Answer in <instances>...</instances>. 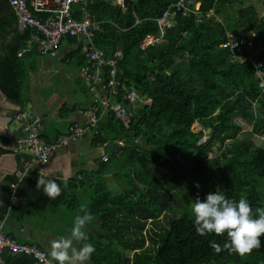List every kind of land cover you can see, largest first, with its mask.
<instances>
[{
  "label": "trees",
  "instance_id": "16d2710c",
  "mask_svg": "<svg viewBox=\"0 0 264 264\" xmlns=\"http://www.w3.org/2000/svg\"><path fill=\"white\" fill-rule=\"evenodd\" d=\"M175 1L131 0L125 7L112 0H91L88 10L100 27L93 45L115 61V102L127 105L125 94L135 90L150 104L132 109L129 128L111 112L102 117L92 142L108 145V160L93 174L78 172L67 188L59 179L46 178L61 186L57 199L36 188L39 175L35 172L0 181V198L4 199L0 223L7 214L18 218L29 213V199L75 210L79 201L74 190L93 188L87 211L100 226L104 221L102 232L90 240L96 249L90 264H264V236L261 247L250 255L241 257L228 250L216 253L210 241L223 248L227 234L198 235L192 212L197 196L206 199L208 193L217 191L237 201L246 198L254 215L256 208L264 207V148L251 138L264 136V88L259 87L256 68L264 58V16H259L255 6L236 11L235 4L243 0H201L196 10L176 13V23L166 30L162 42L142 49L144 37L158 31L156 18ZM210 12L223 17L224 23L212 24L205 18ZM17 21L10 1L0 0V38ZM31 31H16L6 54L0 52V89L18 103L24 101L21 79L27 71L23 58L31 52L22 58L18 53ZM231 37L244 44L231 49L225 45ZM67 40L78 42L81 49L83 41ZM250 41L260 48L259 54L249 55ZM196 122L211 128L203 142L205 130L192 129ZM243 123L250 128L246 130ZM245 133L249 137H239ZM0 141L9 144L7 139ZM3 145L0 156L9 152ZM215 147L219 153L212 158L209 155ZM20 155L27 167L30 156ZM108 174L126 180L128 190L113 195L105 178ZM13 196L21 198L17 208L10 207ZM163 215L167 221L160 226ZM148 222L153 224L145 236ZM0 264L37 263L31 256L5 251Z\"/></svg>",
  "mask_w": 264,
  "mask_h": 264
},
{
  "label": "crops",
  "instance_id": "0c3cea01",
  "mask_svg": "<svg viewBox=\"0 0 264 264\" xmlns=\"http://www.w3.org/2000/svg\"><path fill=\"white\" fill-rule=\"evenodd\" d=\"M24 29L18 21L16 26L6 28L5 35L0 38L2 55L6 54L11 41L17 36L15 32H23ZM78 41H83L80 50H78V42L74 44L67 39L62 41L56 57L38 55L29 47L28 42L19 51L20 58L28 53L26 51L31 52L23 58V65L27 71L26 74H22L21 79L24 101L22 103L11 101L2 95L3 91L0 89V138L7 139L9 143L4 146L0 141V145L9 151L0 156V181L7 176L17 175L22 178L30 172L39 175L40 171H43L46 178L59 179L64 183L66 179L68 183L78 172L95 173L101 163L108 160V145H93L92 134L56 151L44 166L28 168L27 165L25 167V159L15 151L17 145L24 140L27 112H31L40 119L43 139L52 141L59 134L65 133L70 124L84 123L86 115L83 112L89 111L94 97L102 94L90 81L83 79L80 75L85 63L82 52L85 40L78 39ZM57 80L62 84L57 85ZM49 82H55V92H33L37 87L39 88V83L44 86ZM199 126L202 125L199 124ZM111 176L108 174L105 178L108 179ZM74 192L79 199L83 190L79 188ZM20 200V197L13 196L10 207L17 208ZM3 203L4 199L0 198V205ZM27 205L30 206L29 213L18 218L10 214L5 216L0 223L2 231L20 242L35 244L49 253L50 242L58 239L59 236L47 220L53 215L52 211L59 210V207H53L44 201L35 202L33 199H29ZM86 264L90 262L87 261Z\"/></svg>",
  "mask_w": 264,
  "mask_h": 264
},
{
  "label": "built area",
  "instance_id": "2783aa9c",
  "mask_svg": "<svg viewBox=\"0 0 264 264\" xmlns=\"http://www.w3.org/2000/svg\"><path fill=\"white\" fill-rule=\"evenodd\" d=\"M10 5L23 28H30L31 35L28 45L40 56L56 57L57 50L62 41L68 37L86 40L83 48L85 63L80 75L90 81L94 88L102 94L94 97V105L89 111H84L86 121L84 123L70 124L66 132L59 134L52 141H45L42 134L40 119L31 112L26 113L27 127L24 140L20 142L15 151L30 156L28 168L44 166L50 156L56 151L67 147L90 134H96L98 124L102 117L111 112L115 120L125 128H129L133 120L132 109L143 104L144 97H140L135 90L125 94L127 105L112 101L117 95V70L115 61L108 60L102 49L93 45L95 31L99 30V24L93 19L88 10L91 0H9ZM114 4L124 6L126 0H112ZM201 0H176L170 4L161 15L156 18L158 31L148 34L141 42V48L162 42L167 29L176 23V13L179 11L190 12ZM77 5V7H75ZM244 44L242 39L234 40L232 37L225 44L233 50L239 49ZM249 45V43H248ZM232 55V59L234 58ZM264 58L256 63V68L263 81ZM107 68V70H106ZM138 101L142 103H137ZM149 102L145 99L146 105ZM101 108V109H100ZM100 109V110H99ZM16 187L15 184L12 185ZM14 203V201H12ZM10 254H25L35 259L37 264H57L50 254L35 244H27L13 238L2 231L0 224V263L3 252Z\"/></svg>",
  "mask_w": 264,
  "mask_h": 264
},
{
  "label": "clouds",
  "instance_id": "9594fccd",
  "mask_svg": "<svg viewBox=\"0 0 264 264\" xmlns=\"http://www.w3.org/2000/svg\"><path fill=\"white\" fill-rule=\"evenodd\" d=\"M259 87L264 88V81ZM196 186L199 188V184ZM64 187L67 188L66 179ZM36 188L43 189V192L52 200L62 194L61 186L55 180L46 179L43 171L39 173ZM80 211L83 214L75 216L70 236L60 237L50 242L49 254L57 264H86L96 251L91 243H83L80 248L74 246V241L88 240L84 229L94 219L85 205H81ZM192 212L198 235L207 236L214 233L217 236H223L227 234L228 242L224 243L223 248L220 244L210 241V247L216 253L228 250L243 257L261 247V237L264 236V207L256 208L254 215L253 208L246 198L241 197L237 201L217 191L208 193L206 199L197 196L192 205Z\"/></svg>",
  "mask_w": 264,
  "mask_h": 264
},
{
  "label": "rangeland",
  "instance_id": "374dc122",
  "mask_svg": "<svg viewBox=\"0 0 264 264\" xmlns=\"http://www.w3.org/2000/svg\"><path fill=\"white\" fill-rule=\"evenodd\" d=\"M198 4H199V2L194 6L193 9L196 10L198 7ZM247 6H255L259 12V16H264V5L261 2V0H243V3L237 2L235 4L234 8L237 11V9L245 8ZM205 18L209 19L211 21V23L215 24V25L218 23H224V18L216 15L214 12H210L209 14H207L205 16ZM228 35L232 36V33L229 32ZM85 42H86V40H85ZM248 50L250 52V54H249L250 56H252L253 54L256 55L255 53H258V54L260 53V48L255 47L251 41L249 42ZM82 52H83V49H82ZM56 83H57V85L62 84V82H60L59 80H57ZM54 86H55V82H49L48 84H46L44 86H42L41 83H39V88L37 87L36 90L33 92H55L56 88ZM59 92H62V91L59 90ZM145 99H143V104H145L144 103ZM112 101H115L114 98L112 99ZM137 103H142V102L138 101ZM147 104H150V101L147 102ZM243 125H244L246 130H248L250 128V126L246 125L245 123H243ZM192 129L195 130L196 132H198V130H205L206 135L204 136L203 139L206 140L208 138V135H207L208 133L206 132V129H204L203 126L200 127L198 122H196V124H194L192 126ZM239 137L247 138V137H249V135L247 133H245V134H241ZM251 138H252V141L255 145L264 148V136L255 135V136H252ZM201 142H203V141H201ZM218 153H219V150L217 147H215V149L213 150V152L209 156L214 158L217 156ZM217 160H218L219 164H221V160L220 159H217ZM107 183L109 184L110 191L112 192L113 195H117L121 192L127 191L129 188V183L126 182V180L120 179V178L116 179V178L110 177L107 179ZM93 192H94L93 188L88 189V190H87V188H85V191L81 194V196L78 199L79 208H77L75 210L68 211L65 208V206H61L58 208L59 210L52 211L53 215L47 221L50 222V225L52 227H54L55 233L59 236V238L70 236L75 216L78 214H80V215L83 214L80 211L81 205H85L86 209L88 210L89 200H90L89 197H90V195L93 194ZM94 221H95V217H94L93 221L90 222L89 224H87L85 229H84V231L87 233L88 240L87 241H81V242L74 241L75 247L80 248V247H82L83 243H91V241H92L91 238L93 236L94 237L97 236L98 234H100L102 232L101 226H103L102 223L104 220L103 219L101 220V226H100V224H98V222L96 223ZM166 221H167V215H163L158 220V225L163 226L166 224ZM151 224H153V222H148V224L146 225L145 231L143 230V233L145 236H146V232H147V236H148V232H149V228H151ZM103 233H105V236H107L108 230L103 231ZM106 238L104 241H106ZM146 243H148V241Z\"/></svg>",
  "mask_w": 264,
  "mask_h": 264
},
{
  "label": "water",
  "instance_id": "95a60500",
  "mask_svg": "<svg viewBox=\"0 0 264 264\" xmlns=\"http://www.w3.org/2000/svg\"><path fill=\"white\" fill-rule=\"evenodd\" d=\"M131 2V0H126V2L124 3V6L126 7L129 3ZM2 95L4 96V97H6V95L4 94V93H2ZM126 104H127V102H126ZM127 106L130 108V106L127 104ZM211 131V128H207L206 129V132L207 133H209Z\"/></svg>",
  "mask_w": 264,
  "mask_h": 264
}]
</instances>
